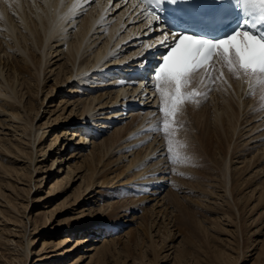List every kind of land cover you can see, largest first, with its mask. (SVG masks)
Wrapping results in <instances>:
<instances>
[{
    "label": "bare ground",
    "instance_id": "obj_1",
    "mask_svg": "<svg viewBox=\"0 0 264 264\" xmlns=\"http://www.w3.org/2000/svg\"><path fill=\"white\" fill-rule=\"evenodd\" d=\"M67 1L71 2L72 0H0V83L8 89V91L0 89V115L4 114L6 111L5 106L9 105L8 110L10 111L7 115L14 121H22V135L26 140L24 142L26 149H28L26 150L22 148L23 146L16 144L17 146L12 148L13 151H9L17 153L15 154L16 157H24L27 160V172L29 174L37 172V166L33 163L36 160V156H34L35 146L44 137L46 130L42 127L43 124L36 125L34 119L37 116H39V119L42 114L44 115L50 111H46L45 107L41 109L49 93L47 91L44 98L38 102L36 101L34 105L29 100V97H31L29 93L32 91L36 96L43 93L45 89H43L42 84L46 79L45 74H53L55 77L54 89L62 85L58 90L64 93L66 97V99L63 98L65 101L61 100V105L67 106V108L71 107L69 114H73L77 110L76 114H78V120H80L79 125L76 127L77 130L72 133V136L75 137L71 136L67 139L64 136L67 131H62L61 138L67 139L62 145L72 142L73 138L75 147L73 155L71 153L67 159L61 158L59 162H68L70 167L73 159L81 158V165H84V168L87 169L88 178L95 179L85 184V193L88 192V188L102 185L101 183L106 179L102 175H108L109 172L115 169L112 167L119 164L124 167L125 171L129 172L128 175L130 176L122 181L124 186L120 188V191L127 190L136 194H144L145 192L151 194V200H154L152 209L158 207L157 205L162 206L164 203L165 206L170 207L171 178L177 170L182 169L181 166H184V163L181 162L183 159L178 160V154H176L177 142L174 143L175 138L174 140L171 138L174 144L171 140L167 141L166 139V137L170 138L172 136V127H167L165 131L161 130L166 119L165 113L161 111V108L165 106V101L161 98V89L155 91V97L153 96L151 99H149V96L145 99L140 98L141 92H130V90H133L132 88L129 91L126 89L127 91L121 98L120 96L125 87L119 89L120 86H118L115 88L111 83H115L116 79L106 80L116 77V71H109V68L114 64L123 62L131 54L128 51L134 50L138 46L139 41L135 38L127 42H123V40L137 35L136 33L140 34V26L143 23L139 22V15H133L129 9L130 6L123 3L122 0H93L89 4H84L86 0H78L76 4L70 6L71 12L66 10ZM125 30L127 33L124 32ZM124 53L128 55H124ZM50 63L53 65L57 63L58 66L53 69ZM109 75L110 77L106 78ZM215 75V80L204 81L203 79L199 81L198 73L192 81L182 88L184 92L182 91L180 100L193 101L187 95L192 90H197L196 94L199 93L200 96H206V102L203 103L201 108L188 114V116L183 114L182 110V114L181 111H179L180 113L177 111L175 118L167 119L169 122H173L175 119L177 120L179 115H186L185 118L182 116L185 120L187 117L189 118V115L191 120L195 118L205 119V129H209L211 134L218 139V143L226 148L217 178L219 184L217 188L220 192L212 193V200H209L210 195L208 194H202L198 199L201 204L207 205V210L215 211L216 207L220 213H223L230 206L229 201L231 200L229 198L232 197L231 179L234 178V174L231 172L229 153L234 155L239 150V155H245L252 146L249 144L255 139L254 137L244 139L250 137L258 129L264 131V88L254 82L250 83L249 79L241 77L238 73L231 72L229 66L224 68L221 74L215 73ZM132 94L134 95L131 97ZM163 94L167 96L168 89H164ZM130 97L137 99L138 104H143L145 109L132 110L123 115L124 112L121 111V106L131 101ZM191 103L197 104L195 100ZM53 106L57 107L56 104ZM40 110L42 114L38 115ZM58 116L59 113L52 119L56 120L59 118ZM70 116L64 119L67 120ZM185 120L182 121L185 122ZM45 122H49V117ZM12 131L15 135V130ZM88 133H92V137L85 139ZM181 136L184 138L183 135L178 136V138ZM235 140H238L239 143ZM56 143L57 139L53 140L52 146L50 144L47 147V150L51 148L49 153L53 150L58 153L55 158H52L50 166L46 167L44 173H42L43 176L40 178L42 181L48 179L49 173L55 166L54 162L60 154V148ZM170 143L171 152H169ZM139 147L141 148L138 149ZM260 148H262V151L259 153V158L264 157V147ZM173 154L174 159L172 161L171 156L173 157ZM179 155L181 157L180 153ZM169 157L172 162L169 161ZM250 159L251 157L248 161ZM77 165L78 163L75 164V166ZM58 166H60L58 170L53 168L54 173L59 172L61 169V164ZM115 167L117 168V166ZM186 167L187 165L184 169ZM0 168L7 175V177H4L6 178L5 184H7L5 188L10 190L12 194L13 191L18 194L19 191H22L27 197L25 200H28L31 197L29 195L31 192V186L29 185L31 183L29 184V181L23 183L18 180L22 179L21 177L26 172L20 174L21 169H17L14 171L16 173L14 175L8 172H12L11 169L1 167V165ZM108 169L111 170L106 172ZM69 170L67 176L73 173L72 168ZM19 175L21 176L18 177ZM113 177H108L110 179L106 180L105 184L109 183ZM19 181L27 188L19 187ZM165 185L166 187L169 186L167 190L166 187L163 188ZM37 186L39 187L41 184ZM178 186L184 187L183 185ZM59 188L58 185L50 187L46 196L57 192ZM144 189L146 191L143 193ZM178 190L180 188H175V191ZM80 196L81 194L76 200L80 199ZM260 196H264L263 189L260 191ZM140 199L141 201H147L149 198L141 197ZM111 204V214L107 216L109 219L118 214L119 208V206L116 207L113 203ZM1 206H6L7 209L4 208L5 212L0 209V214L2 212L11 215L15 212L18 215L20 211L25 212L15 203L11 204L10 201H3V204L0 203V208ZM24 207H27L26 204H24ZM230 208H235V204L231 205ZM83 209L85 208L79 211ZM120 209L127 211L129 208L126 206ZM48 212L50 211L46 213L49 214ZM161 213L165 214L166 212L161 211L159 214L154 211V218L158 215L161 216ZM1 217L3 218L2 215ZM27 217L24 216L25 220H27ZM2 218L0 220L5 221ZM24 218L22 215V218L19 219L22 222L20 229H16L15 226L11 225L4 227L9 236H3L4 241L11 240V236H17L16 231L20 232L18 234L21 238L19 240L21 246L19 248L14 247V251L11 252L13 255L10 257L12 260L10 264H13L14 261H18V264L26 263L27 259L35 253L30 247L33 236L43 230L47 231L44 234L49 232L60 234V236L56 241H49L50 239L46 240L48 238L42 237V247L32 264L54 262L58 258H66L81 249L86 241L101 242V246L91 244L89 247L82 249L84 253H76L70 260L63 263L80 264L83 258L89 257L90 260L86 264H91L90 262L96 259L100 260L101 257L105 256L114 245H112L114 239L96 236L100 230H98L99 226L88 228L87 225L91 224L89 220L83 222L74 220L56 228V226L53 227L48 224L52 219L51 213L48 217L44 215L41 223L34 220V224L32 222L33 226L29 225L30 228H27ZM12 220H15V217ZM154 221L155 219H153ZM108 224L111 225L112 223L108 222ZM12 225L17 224L12 223ZM146 225L147 227L151 226V223L147 222ZM165 225L167 226V222H165ZM112 228L111 226L108 231H114V228ZM86 229H88L86 231L87 236H92V238L83 235L73 239L76 232ZM3 233L4 229L0 226V238ZM166 234V237L173 238V234H170L169 231ZM251 245L255 244L251 242ZM256 250V259L251 264H264V241ZM89 251H94V253L89 255L86 253ZM0 256L2 257L1 253ZM153 260L154 264L158 261L155 257Z\"/></svg>",
    "mask_w": 264,
    "mask_h": 264
},
{
    "label": "rangeland",
    "instance_id": "obj_2",
    "mask_svg": "<svg viewBox=\"0 0 264 264\" xmlns=\"http://www.w3.org/2000/svg\"><path fill=\"white\" fill-rule=\"evenodd\" d=\"M50 64L53 69L58 66L57 63L54 65ZM45 77L46 79L42 84L43 89H45L44 92L37 96L32 91L29 93L31 96L29 100L33 105L36 104V101L42 100L47 91L49 93L41 109L45 107L46 111H50L43 115L40 110L38 115L41 113L42 116L39 119V116L34 119L36 125L43 124L42 127L46 130L44 137L35 146L34 156H36V160L33 163L37 166V172L29 174L27 172V160L24 157H16L17 155L15 154L17 153L10 152L13 151L12 148L17 146L16 144L26 149V144L24 143L26 140H24L22 135V121H14L8 117L7 113L10 111L8 110L9 105L5 106L6 111L3 115H0V165L1 167L11 169L12 172H8L14 175H16L14 171L17 169H21L20 174L26 172L21 177L22 179L18 180L23 183L28 181L29 184L31 183L29 185L31 186L29 195L32 198L25 200L27 197H25L22 191H19V194L14 191L13 194L10 193V190L5 188L7 184H5L6 178L4 177H7V175L0 168V203L3 204V201H10L11 204L15 203L23 211L25 210V212H17L18 215L15 212V214L11 215L2 212L0 214V219L2 218L1 215L3 216L2 219H5V221L0 220V226L4 229V233L0 238V253L2 254V257L0 256V264H10L12 261L10 257L13 255L11 252L14 251L13 248L21 246L19 231H16L17 236H11V240L4 241L3 236L9 237L7 235L8 231H5V228L11 225L15 226L16 229H20L22 222L19 219L22 218V215L23 218L24 216H28L27 220L24 218L28 228L29 225L33 226L34 220L37 223H41L44 215L48 217L51 213L52 219L48 222L49 226H56L57 228L74 220L82 222L89 220L91 224L87 225L88 228L99 226L98 230H100L97 235L95 234L96 236L114 239L112 243L114 245L110 248V251L101 257L100 260L96 259L90 262L91 264H154V257L158 259L156 264H251L254 262V259H256V249L264 241V196H260L261 189L264 190V157L259 158V153L262 151L260 147H264L263 129L257 128V132L252 133L250 137L244 139L247 140L252 137L255 139L249 144L252 146L247 150L245 155H239V150L236 151L235 156L229 153L231 172L234 174V178L231 179L232 197L229 198L231 200L229 201V208L227 207L226 212L223 213H220L216 207L215 211L207 210V205L204 206L198 199L202 194H208L210 195L209 200H212V193L220 192L217 188L219 185L217 178L226 148L224 145L218 143V139L211 134L209 129H205V119L199 120L195 118L191 120L190 115V119L188 117L186 120L183 119L186 115L188 116V114L201 108L203 103L206 102V96L202 95L195 99L197 104L191 103L194 100H180L179 102L181 103L178 102V108L176 107L175 113L182 110L183 114L186 115H179L180 118H177L179 122L176 119L173 122H169L167 119L168 127H172V136L170 138L166 137V139L168 141L171 138L173 140L175 138L176 141L174 140V143L177 142L176 154H178V160L183 159L181 162L184 163V166H181L182 169L177 170L172 175L171 195L169 197L170 207L165 206L164 203L162 206L157 205L161 210L158 207L152 209L154 200H151L152 195L146 193L145 189L143 191V193L145 192L144 194H136L127 190L124 192L120 191V188L124 186L122 181L130 177L128 175L129 172L125 171L122 165H115L117 168L113 166L112 168L115 169L112 172H109L108 175H102L106 177L103 180L104 182L101 183L102 185L94 186L91 189L88 188V192L85 193V184L95 179L88 178V171L84 168V165H81V158L77 160L73 159L70 167L68 162H59L61 158L67 159L71 153L73 155L75 147L73 144L74 139L72 138V142L64 146L62 144L72 136L73 131L77 130L76 127L79 125L80 120H78V114H76L77 110L73 114H69L71 107L67 108V106L61 105V100L65 101L63 98L66 99V97L64 93L58 90L62 85L54 89V75L46 73ZM108 77L110 75L106 78ZM0 89L8 91L2 83H0ZM54 104L57 105L56 108L53 106ZM58 113L59 118L56 120L52 119ZM68 116L70 118L64 119ZM47 117H49V122L46 123ZM172 117L175 118V114L171 115V117L169 115L168 118L171 119ZM182 120H185V122ZM166 128L164 125L161 130L165 131ZM12 130H15V135ZM62 131H67L64 135L67 139L61 138L63 135ZM179 134L183 135L184 138L182 136V138H178ZM174 135L175 137H173ZM91 137L92 133H88L85 139ZM55 139H57L56 144L60 148V154L55 160L53 168L54 170L55 168L58 170L60 168L58 165L61 164V169L59 172L54 173L52 168L48 179L42 181L40 179L43 176L42 173H44L46 167L50 166L52 158H55L58 153H55L54 150L49 153L51 148L47 150L48 145L51 144L52 146ZM237 141L235 140V142ZM239 141L241 142L242 140L240 139ZM137 145L139 144L137 143ZM250 157L251 159L248 161ZM171 158L173 161L174 154ZM169 161H171L170 157ZM76 163H78L77 166H75ZM186 165L185 169H188L189 172L184 169ZM71 168L73 173L67 176ZM109 170L111 169H108L106 172ZM108 177H113L109 182L111 184H105L106 180L110 179ZM36 179L39 180L36 181ZM20 181L18 186L27 188ZM39 184L41 186L38 187L37 185ZM56 185L60 187L57 189V192L46 196L50 187ZM178 185H183V189ZM165 187L166 185L163 188ZM167 188L169 186L166 187V190ZM175 188H180V190L175 191ZM59 190L61 192L58 193ZM80 194L83 198L80 196V199L76 200ZM141 197L149 199L141 201ZM111 203L116 207L119 206V208L118 214L113 215L109 219L107 216L111 214ZM131 203L132 205H130ZM24 204H26V208ZM233 204H235V208L232 209L230 207ZM126 206L129 208L127 211L120 209ZM163 206L165 207L163 208ZM223 207L225 208V206ZM4 208L7 209L6 206H1L0 209L5 212ZM82 208L85 209L79 211ZM153 210L159 214L161 211L166 213H161V216L158 215L154 218ZM44 211L50 212L47 214ZM14 217L15 220H12ZM153 219H155L154 222ZM4 222H6L5 225H3ZM108 222L112 224L109 225ZM147 222H150L151 226L147 227ZM165 222H167V226ZM12 223H16L17 225H12ZM111 226L114 228V231H108ZM86 231L88 229L76 232L73 239L74 237L83 235L87 238H92V236H87ZM167 231L173 234L172 239L166 237ZM46 232V230H43L33 236V242L30 247L35 253L27 259L25 264L33 263L34 258L40 251L39 249L42 247V237L48 238L46 240L50 239L49 241H56L60 236V234L49 232L48 234H44ZM251 242L255 245H251ZM91 244L101 246L102 243L86 241L81 249H78L66 258H58L54 262H41L39 264H63L76 253L84 251L82 249H85L87 246L89 247ZM71 245L73 244L71 243ZM86 253L90 255L94 251ZM89 260V257L83 258L80 264H86ZM13 264H18V261H14Z\"/></svg>",
    "mask_w": 264,
    "mask_h": 264
},
{
    "label": "snow or ice",
    "instance_id": "obj_3",
    "mask_svg": "<svg viewBox=\"0 0 264 264\" xmlns=\"http://www.w3.org/2000/svg\"><path fill=\"white\" fill-rule=\"evenodd\" d=\"M237 4L245 5L246 15L250 10L252 13L242 21V25L249 26L251 23L253 28L264 26V0H237ZM257 8L259 15H255ZM151 19L155 21L158 17L151 16ZM171 35L175 39L171 40L170 50L163 57V63L155 75L162 92L161 98L165 101V106L161 108L165 113V127H168L169 115L175 114L176 105L182 97V88L190 79L189 74L203 66L210 57L216 56L221 62H226L230 71L241 77H264V28L252 32L242 26L232 35L218 41H208L187 34H180L178 38L175 33ZM176 52L180 55L174 60L170 59ZM164 89H168L167 96L163 94ZM171 151L170 143L169 152Z\"/></svg>",
    "mask_w": 264,
    "mask_h": 264
}]
</instances>
